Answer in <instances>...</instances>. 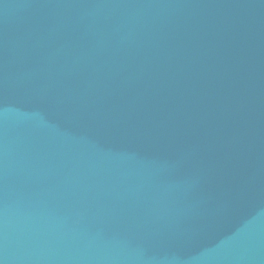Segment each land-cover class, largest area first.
Returning <instances> with one entry per match:
<instances>
[{"label":"water","instance_id":"95a60500","mask_svg":"<svg viewBox=\"0 0 264 264\" xmlns=\"http://www.w3.org/2000/svg\"><path fill=\"white\" fill-rule=\"evenodd\" d=\"M0 264H264V0H0Z\"/></svg>","mask_w":264,"mask_h":264}]
</instances>
